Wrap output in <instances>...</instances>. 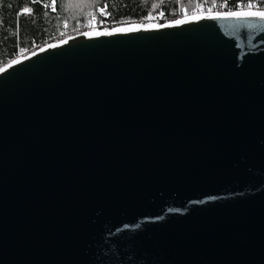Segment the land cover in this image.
<instances>
[{
  "label": "water",
  "instance_id": "95a60500",
  "mask_svg": "<svg viewBox=\"0 0 264 264\" xmlns=\"http://www.w3.org/2000/svg\"><path fill=\"white\" fill-rule=\"evenodd\" d=\"M228 12L0 68V264H264V17Z\"/></svg>",
  "mask_w": 264,
  "mask_h": 264
},
{
  "label": "trees",
  "instance_id": "16d2710c",
  "mask_svg": "<svg viewBox=\"0 0 264 264\" xmlns=\"http://www.w3.org/2000/svg\"><path fill=\"white\" fill-rule=\"evenodd\" d=\"M249 3L264 9V0H56L53 11L44 6L50 5L51 0L33 4L26 0H0V68L68 36L85 33L92 26L114 29L156 18L171 20L192 12L197 5L234 11ZM69 4L82 6L68 7ZM24 7H31L33 14H20ZM21 48L26 51L21 53Z\"/></svg>",
  "mask_w": 264,
  "mask_h": 264
},
{
  "label": "snow or ice",
  "instance_id": "6c2138e0",
  "mask_svg": "<svg viewBox=\"0 0 264 264\" xmlns=\"http://www.w3.org/2000/svg\"><path fill=\"white\" fill-rule=\"evenodd\" d=\"M26 2L28 4H33V3H38L39 0H26ZM45 8H48V7H51L53 11H55V8H56V0H51V4H45L44 5ZM68 7H81L82 5H72V4H69L67 5ZM87 6H91L90 4L87 5ZM197 7L199 8L200 6L197 5ZM248 8H251L252 7V4L249 3L247 5ZM101 11H104L103 9H101ZM20 14H33V9L31 7H24L22 9V12ZM47 13H45L46 15ZM91 15V14H90ZM227 16H234V17H239V16H260V17H264V11H255V12H252V11H248V12H233V11H230L228 13H226ZM150 18V17H149ZM200 17L196 16L195 14L193 15L192 19H199ZM93 19H95V17L93 16ZM186 20H175V21H172L171 23L172 24H182V23H185ZM165 25H159V27H164ZM140 27H144L143 24H140V25H135L133 24L131 27H128V28H122V27H118V28H115L113 29V31H136L138 30ZM18 31H19V25L17 26V34H18ZM93 34L95 35H110L112 34L111 32L105 30L104 32H94ZM84 35H89V33H84ZM64 43H66V41H62ZM57 45L55 44H49L48 47H56ZM26 49L24 48H21L20 49V52L23 53L25 52ZM40 51H44V48H40ZM33 55H35V53H33ZM26 58V57H25ZM20 61L19 60H12L11 63H19ZM3 69H0V71H2Z\"/></svg>",
  "mask_w": 264,
  "mask_h": 264
},
{
  "label": "built area",
  "instance_id": "2783aa9c",
  "mask_svg": "<svg viewBox=\"0 0 264 264\" xmlns=\"http://www.w3.org/2000/svg\"><path fill=\"white\" fill-rule=\"evenodd\" d=\"M254 9H259V8L257 7V5H254L251 8L240 6L237 10H234V11L254 10ZM213 11L219 12V11H223V10H219V9H208L206 7H199V8H195L190 13L184 14L183 16H178V17H176L174 19H171V20L162 21L159 18H156V19H153V20H150L148 22L141 23V24H147V23H160V24H164V23H168V22L175 21V20H179V19L184 18V17H187V16H193L194 14L195 15H202V14H206L208 12H213ZM98 29H100V27H98V26H92L90 29H88L85 32L94 31V30H98Z\"/></svg>",
  "mask_w": 264,
  "mask_h": 264
},
{
  "label": "rangeland",
  "instance_id": "374dc122",
  "mask_svg": "<svg viewBox=\"0 0 264 264\" xmlns=\"http://www.w3.org/2000/svg\"><path fill=\"white\" fill-rule=\"evenodd\" d=\"M96 28V27H95ZM71 36H73V35H71ZM68 37H70V36H68Z\"/></svg>",
  "mask_w": 264,
  "mask_h": 264
}]
</instances>
